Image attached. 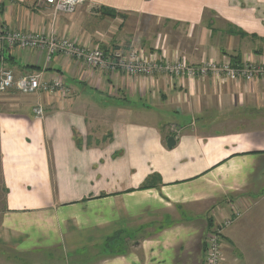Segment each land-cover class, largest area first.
Instances as JSON below:
<instances>
[{
    "label": "crops",
    "instance_id": "1",
    "mask_svg": "<svg viewBox=\"0 0 264 264\" xmlns=\"http://www.w3.org/2000/svg\"><path fill=\"white\" fill-rule=\"evenodd\" d=\"M0 29L264 64V0H87L54 22L0 0ZM2 70L64 89L0 94V264H204L210 232L264 201V80L129 76L0 45Z\"/></svg>",
    "mask_w": 264,
    "mask_h": 264
},
{
    "label": "built area",
    "instance_id": "2",
    "mask_svg": "<svg viewBox=\"0 0 264 264\" xmlns=\"http://www.w3.org/2000/svg\"><path fill=\"white\" fill-rule=\"evenodd\" d=\"M87 0H36L37 5L50 11L53 22L58 15H74L86 4ZM0 45L18 47L21 50H39L46 53L50 62L57 55L79 60L89 67L119 70L129 76L153 77L166 74L175 78L195 80L214 75L233 82L264 80V64H235L230 60L221 64L206 62L198 65L188 64L179 57L170 58L167 55L160 59L148 56L140 48L130 51H113L106 53L100 47L88 48L77 40L59 37L54 32L49 35L20 32L17 30L0 29ZM64 89L61 81H44L42 73L16 77L11 70H2L0 75V94L18 91L22 94H32L37 91L54 92ZM41 114L42 112H37ZM240 217L239 213L235 218ZM234 218L226 220L221 227L213 229L207 240L204 264H227L224 255L223 230L233 223Z\"/></svg>",
    "mask_w": 264,
    "mask_h": 264
},
{
    "label": "rangeland",
    "instance_id": "3",
    "mask_svg": "<svg viewBox=\"0 0 264 264\" xmlns=\"http://www.w3.org/2000/svg\"><path fill=\"white\" fill-rule=\"evenodd\" d=\"M3 210L4 190L0 181V214ZM231 230L230 244L225 249L227 264H264V201L242 211L240 219L232 223ZM34 261L27 257L24 263L34 264Z\"/></svg>",
    "mask_w": 264,
    "mask_h": 264
},
{
    "label": "trees",
    "instance_id": "4",
    "mask_svg": "<svg viewBox=\"0 0 264 264\" xmlns=\"http://www.w3.org/2000/svg\"><path fill=\"white\" fill-rule=\"evenodd\" d=\"M96 11L97 13H100L104 17L106 16L110 18H115L114 16L119 15L117 12L109 8H98ZM235 64H237V62ZM147 186H151V182L148 181L146 182V184H144V187Z\"/></svg>",
    "mask_w": 264,
    "mask_h": 264
},
{
    "label": "water",
    "instance_id": "5",
    "mask_svg": "<svg viewBox=\"0 0 264 264\" xmlns=\"http://www.w3.org/2000/svg\"><path fill=\"white\" fill-rule=\"evenodd\" d=\"M175 143H176L175 142V138H170L169 141H168V146L172 147Z\"/></svg>",
    "mask_w": 264,
    "mask_h": 264
}]
</instances>
